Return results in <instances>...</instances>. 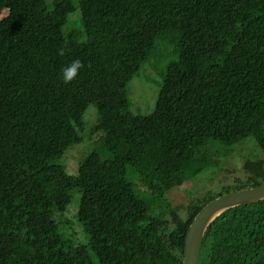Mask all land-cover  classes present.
Here are the masks:
<instances>
[{
	"label": "trees",
	"instance_id": "obj_1",
	"mask_svg": "<svg viewBox=\"0 0 264 264\" xmlns=\"http://www.w3.org/2000/svg\"><path fill=\"white\" fill-rule=\"evenodd\" d=\"M77 10L80 29L65 31ZM263 26L264 0H0V264H182L208 203L264 184V160L243 158L244 182L184 215L168 197L244 140L264 152V66L242 82L234 61ZM145 64L160 81L142 115L129 84ZM86 140L71 174L63 157ZM200 264H264V201L219 216Z\"/></svg>",
	"mask_w": 264,
	"mask_h": 264
},
{
	"label": "rangeland",
	"instance_id": "obj_2",
	"mask_svg": "<svg viewBox=\"0 0 264 264\" xmlns=\"http://www.w3.org/2000/svg\"><path fill=\"white\" fill-rule=\"evenodd\" d=\"M55 1L56 0H47L50 8L53 7ZM75 17H80V10H77L71 16L70 21L65 27V31L67 28L71 29V27L76 30L80 29V24L74 25ZM263 28H259L257 33H252L247 36L240 47L236 49L234 61L238 66V70L241 71L240 76L242 82L245 81L243 71H251V68L254 67V65H258L261 68L264 66V54L261 51V47L264 46ZM164 42L166 41L159 40L158 46L163 45ZM165 57H167V55ZM170 59H172V57L168 56L166 61H170ZM148 65L149 64H145L138 76L129 84V96L133 105L132 109L136 114L146 115L151 113L154 109L159 91V88H154L151 82L157 85L160 80L154 79L153 81H150L152 80V76H147V74L154 75L151 66ZM261 68L257 69L260 71L264 69V67L263 69ZM257 69L255 70L257 71ZM87 114L86 121L88 122L89 126H91L97 118L96 109L93 105L89 107ZM94 139L95 138H93V141ZM88 144L89 140H86L84 144L71 148L69 152L63 157L62 161L66 165L67 171L69 173L76 174L79 162H81L83 158L93 149V146H89L86 150L85 146ZM232 149L233 153L231 157L224 160V165H220L213 170L209 169L203 172L191 180L187 185L182 188H178V191L168 196L173 208H178L179 213L184 215L186 212L184 209L180 210V207L181 209L182 207H187L192 201L198 199L199 196L209 193L217 194L221 192L223 187L226 186L234 187L236 179H241L239 183L244 182L246 177L242 170L245 160L243 158L264 160V152L251 138L242 141L235 147H232ZM78 202L79 196L76 195L72 206L77 207ZM87 241L88 238L82 229V234L78 236L76 244H85Z\"/></svg>",
	"mask_w": 264,
	"mask_h": 264
},
{
	"label": "water",
	"instance_id": "obj_3",
	"mask_svg": "<svg viewBox=\"0 0 264 264\" xmlns=\"http://www.w3.org/2000/svg\"><path fill=\"white\" fill-rule=\"evenodd\" d=\"M264 201V184L230 192L208 203L194 218L185 238L182 264H200L201 250L210 225L225 211Z\"/></svg>",
	"mask_w": 264,
	"mask_h": 264
},
{
	"label": "clouds",
	"instance_id": "obj_4",
	"mask_svg": "<svg viewBox=\"0 0 264 264\" xmlns=\"http://www.w3.org/2000/svg\"><path fill=\"white\" fill-rule=\"evenodd\" d=\"M59 54L61 56L64 55V49L59 50ZM83 63L79 60H73L70 64L66 65L61 70V78L63 79L64 83H70L73 81L77 75L79 74V71L83 68Z\"/></svg>",
	"mask_w": 264,
	"mask_h": 264
}]
</instances>
